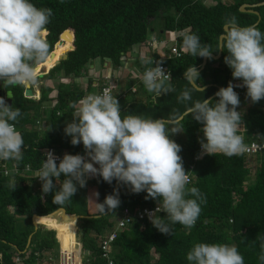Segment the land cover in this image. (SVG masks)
<instances>
[{
	"label": "trees",
	"instance_id": "obj_1",
	"mask_svg": "<svg viewBox=\"0 0 264 264\" xmlns=\"http://www.w3.org/2000/svg\"><path fill=\"white\" fill-rule=\"evenodd\" d=\"M262 1L212 0V4H205L202 0H32L37 7L52 9L45 33L48 55L54 45L60 51L56 59L62 50L68 52L66 59L47 71H40L43 83L39 98L25 97V88L10 87V104L21 113L15 126L24 145L23 159L15 168L12 161H0L7 169L18 171L8 175L0 172V264H13L16 256L24 259L23 264H33L35 260L36 264H45L48 256L57 257V236L62 248L81 254L87 252L80 257L79 264H102L99 243L114 229L118 209L126 207L134 213L156 205L152 198L145 199V192L131 193L127 187L118 185L119 206L113 212L100 214L92 193L98 192L95 201L102 202L115 189V180L108 184L99 176L88 178L85 187L78 188L70 201L55 204L53 193L43 194L41 181L33 178L48 148L62 155L64 152L82 155L83 146L71 145L70 138L60 133L62 124L71 121L75 107L92 86L94 79L88 77L87 69L93 60L107 58L112 67L120 65L126 52L146 42L151 22L155 23L153 19L160 17L159 30L176 33L173 45L180 56L162 60L169 67L171 84L176 91L156 98L139 81L133 94L126 93L117 100L122 115L176 119L185 110V106L176 101V96L186 87L183 71L191 64L198 70L202 62V57H192L186 52L183 35L196 33L202 43L214 50L224 21L231 17H235L240 26L254 25L264 32V4L254 8L259 19L253 13L239 11L241 4ZM65 30L68 32H63ZM61 33V42H58ZM217 53L218 50L212 54ZM224 55L221 52L218 59H207L199 71L201 84L206 86L204 99L213 95L218 87L227 86L229 81L239 83L231 77L230 69L223 62ZM83 77L87 79L84 88L76 81ZM48 81H53L52 85H48ZM132 84L134 81H128L127 86ZM29 88L34 91L33 85ZM234 91L241 101L238 110H243L239 134L245 144L264 141V137L257 136L264 135V99L249 106L245 88L235 87ZM200 95L193 93V99ZM183 124V133L172 134L171 138L181 146L179 155L184 169L189 172L190 186L197 187L203 194L199 218L190 229L179 224L172 226L171 235L160 233L150 221L133 220L117 232L111 244L114 263L188 264L186 253L192 245L205 242L235 244L244 257V264H259L256 235L264 233V153L231 157L200 155L201 125L190 117L181 118L176 126ZM10 176L17 179L14 189L8 184ZM88 199H92L91 207ZM58 208H63L67 215L84 217L77 220L78 224L73 221L70 232L65 230L72 217L60 211L55 216L36 218L37 227L33 226V215L45 216ZM18 216L24 217V225H18Z\"/></svg>",
	"mask_w": 264,
	"mask_h": 264
},
{
	"label": "clouds",
	"instance_id": "obj_2",
	"mask_svg": "<svg viewBox=\"0 0 264 264\" xmlns=\"http://www.w3.org/2000/svg\"><path fill=\"white\" fill-rule=\"evenodd\" d=\"M52 14V9L37 7L32 0H0V86L27 88L34 84L40 73L38 65L48 57L45 33ZM182 42L192 57L210 60L217 50L225 53L223 62L239 83L229 81L214 93L216 99H204L200 74L191 64L183 71L186 87L176 96L185 110L176 119L122 115L116 95L107 90L82 98L71 121L65 122L63 133L71 145L81 144L84 154L56 157L48 151L33 177L41 181L43 194L53 193V203L70 201L78 188L85 187L88 178L99 176L108 184L115 180L131 193L143 191L145 199L155 200L156 207L147 216L160 233L171 235L176 224L186 229L194 226L204 197L197 187L190 186L189 172L179 155L181 146L171 135L183 133L184 124L176 125L181 118L190 117L201 125L200 155L231 157L246 151L247 145L239 134L243 110H238L241 101L234 88L244 87L253 104L264 99V32L254 25L240 26L231 17L224 21L214 50L196 33L184 34ZM143 63L151 65L142 75L146 91L156 98L176 91L161 61L145 59ZM193 93H200V98L193 99ZM20 115L18 108L0 97V161H12L13 168L23 159L24 140L15 126ZM16 182L15 176H10L9 187L14 189ZM98 197V192L92 193L100 214L113 212L120 204L116 189L102 202L95 201ZM161 212L163 216L158 215ZM256 240L259 264H264V233H258ZM186 261L244 264V257L235 244L197 242L186 253Z\"/></svg>",
	"mask_w": 264,
	"mask_h": 264
},
{
	"label": "built area",
	"instance_id": "obj_3",
	"mask_svg": "<svg viewBox=\"0 0 264 264\" xmlns=\"http://www.w3.org/2000/svg\"><path fill=\"white\" fill-rule=\"evenodd\" d=\"M151 47H152V49L155 50V48L152 45H151ZM170 56H176V57L180 56V52L178 51V49L176 48L175 45H171L166 54H164L161 57H159L158 59L154 60V61H161V67H163L169 74H170L169 67L165 63H163L162 60L167 58V57H170ZM148 67H150V66H145L142 68L140 75L137 78L136 83H138L139 81H142L143 72ZM105 90H107L109 92L112 91V87H111V85H109V83L104 82L93 92H86L82 98H84L88 95H92V94H99ZM135 91H136V85H130L129 87L126 88V90L123 93H121V96L123 97L126 93H132L133 94ZM246 145H247V149L245 152H243L246 155H251V154H256V153H264V141H251ZM48 151H52L56 157H62V154L56 152L53 148L46 149L45 153ZM198 151L201 152L200 145H199ZM26 170H28V168H26ZM0 172L3 173L4 175H8L10 173H18V171L16 169H14V170L7 169L5 164L0 165ZM188 175H189V173H188ZM189 177H190V175H189ZM38 180H39V178H38ZM155 207H156V205H154L153 207L141 208V209L136 210L134 213H131L128 208H126V207L124 208L123 217L119 218L115 223L114 229L110 233L105 235L100 240L99 247H100V258L102 259V264H115L114 259L112 258L111 244L115 240V238L117 236V232L120 229L127 226L128 224H130L133 220H138V221L147 220V221H149L147 213L154 210ZM159 214L160 213H158V215ZM77 259H78V252L76 250H71V248H69V249L62 248L59 245L57 257H55V262H53L52 264H78ZM52 260H53L52 257L48 256L45 264H50V262H52ZM23 261H24V259L22 257L16 256L14 258L13 264H23ZM33 264H36V260L34 261Z\"/></svg>",
	"mask_w": 264,
	"mask_h": 264
},
{
	"label": "rangeland",
	"instance_id": "obj_4",
	"mask_svg": "<svg viewBox=\"0 0 264 264\" xmlns=\"http://www.w3.org/2000/svg\"><path fill=\"white\" fill-rule=\"evenodd\" d=\"M203 1V3H205V4H212L213 2H212V0H202ZM222 1H230V0H222ZM153 21H155V23H152L151 22V28H153L154 29V33H155V35H157V36H159L158 38L160 39V40H162V41H164L165 42V44H170L168 47H166V48H163L162 50H161V53H163V55L165 54V53H167V51H168V49H169V47L171 46V42H174V37H175V32H164V33H159V25H160V17H156V19H153ZM150 31V30H149ZM150 34V32L148 33V35ZM49 45V44H48ZM152 46L155 48V50H157L158 52H160L159 51V49H157V47H158V44L156 43V42H152ZM55 47H56V45H54V48H53V51L55 50ZM135 48V46L133 47V49ZM52 51V52H53ZM49 56V55H48ZM54 58H55V56H54ZM54 58H53V60H54ZM122 59H121V61H123V60H125L124 62H126L127 63V65H128V63H129V60L127 59V57H126V55H124V57H121ZM103 59V58H102ZM102 59H95V60H93V62H92V64L88 67V69H87V74H88V77L89 78H92V79H96L95 78V72L97 71H100V69H102L103 71H104V73L105 72H109V74H107V75H105L106 77H108V81H109V83L111 84V87H112V91H111V93L113 94V95H116V99H120V96H121V94H120V90H119V87H120V85H118L119 83H114V80L116 79V78H118L119 76H123L124 78L126 77H128V79H130V76H133L134 75V70H136V71H138V73L140 72L139 71V65H138V63L136 62L135 63V61L133 62V64L132 65H129L128 66V68H129V71H130V76H128V73H126V72H124V68H123V66L122 65H118V66H113L112 67V63L110 62V60L109 59H107V58H104V60H102ZM55 60H58V59H55ZM47 62L49 63L50 61H43V62H41V63H43L42 64V67H41V69L39 70V71H43L44 69L45 70H48L50 67H52L53 65V63H52V61H51V65L49 66V64H47ZM105 63H107V66H105ZM44 67V68H43ZM96 70V71H95ZM108 70V71H107ZM38 71V72H39ZM101 72V71H100ZM124 72V73H123ZM40 73H38V75H37V78L38 79H40V80H42V78H41V75H39ZM104 75V74H103ZM110 75H111V77H110ZM104 77V76H103ZM122 77V78H123ZM107 79V78H106ZM102 80V78H100V80H99V82H102L101 81ZM103 80H104V78H103ZM76 81H77V83H79L80 84V86L81 87H85L86 86V83H87V79L85 78V77H83V78H79V79H76ZM52 82L53 81H48L47 82V84L48 85H52ZM95 86V85H94ZM93 85L89 88V91L88 92H92L93 90H94V87ZM1 90H3V91H5L6 92V94H7V97H8V99L10 98V87H3V86H0V91ZM33 98H35L34 96H33ZM35 99H37V97L35 98ZM246 105H249V106H251L252 104H251V102L248 100V102H247V104ZM64 126H65V123H64V125L62 124V127H61V130H62V132L60 133V136H65L64 135V133H63V128H64ZM64 151V150H63ZM82 152V154H84V150L83 151H81ZM65 153V152H64ZM252 165H253V163H251ZM91 202H92V199H88V204H89V207H91ZM89 207H87L88 209H90ZM119 211L117 212V214H116V217H115V219L116 220H118L119 218H121V217H123V210H124V207H122V208H120V209H118ZM62 213V212H61ZM17 223H18V225L19 226H22V225H24V221H25V219H24V217H22V216H18V218H17ZM75 223L76 224H78V222L77 221H75ZM69 228V227H68ZM70 230H71V228L70 229H68V231H66V232H70ZM79 226H78V232H79ZM64 231V230H63ZM57 249H58V247H57ZM67 249H69V248H67ZM58 252V251H57ZM50 257H52L53 258V260H52V262H55V259H54V256L53 255H50ZM80 257H83V254H81V252L79 253V256H78V262L80 261Z\"/></svg>",
	"mask_w": 264,
	"mask_h": 264
},
{
	"label": "crops",
	"instance_id": "obj_5",
	"mask_svg": "<svg viewBox=\"0 0 264 264\" xmlns=\"http://www.w3.org/2000/svg\"><path fill=\"white\" fill-rule=\"evenodd\" d=\"M150 34L148 35V37H147V40H146V42L145 43H140V44H137V45H135V48L133 49V47L128 51V52H126L124 55H126V57H127V59L129 60V63H128V65H127V63L126 62H124L125 60H123V61H121L120 62V65H122L123 66V68H124V72H126V73H128V76H130L131 74H130V71H129V68H128V66L129 65H132L133 64V62L135 61V63L137 62L138 63V65L140 66L139 67V71L141 72V70H142V68L143 67H145V66H147V65H149V66H151L150 64H145V63H143V61L145 60V59H150V60H152V61H154V60H156V59H158L159 57H161L162 55H163V53H161V50L163 49V48H166V47H168L170 44H165V42L164 41H162V40H160L159 38H158V36L157 35H155V33H154V29L153 28H151V26H150ZM166 32H171V31H166ZM159 33H162L161 31L159 32ZM173 33V32H172ZM175 36H176V33H175ZM174 41H175V37H174ZM148 42V43H147ZM152 42H156L157 44H158V47H157V49H159V51L160 52H158L157 50H154V49H152V47H151V45H152ZM174 44V42H171V45H173ZM168 52V51H167ZM166 54V53H165ZM124 57V56H123ZM158 57V58H157ZM98 60V59H97ZM105 66H107V63H105ZM47 71V70H46ZM96 71V70H95ZM101 71V72H100ZM100 71H96L95 73V78L96 79H94V81H93V83H92V85L95 87L94 88V90H96L101 84H103L104 82L105 83H109V81H108V77H106L105 75H107V74H109V72H105L104 73V71L102 70V69H100ZM108 71V70H107ZM123 72V73H124ZM140 72L138 73V71H136V70H134V75L133 76H130V79H128V77L126 78H124L123 76H119L118 78H116L115 80H114V83H119L118 85H120V87H119V90H120V94L121 93H123L125 90H126V88L127 87H129V86H127L128 85V81H134V84H132V85H136V82H137V78L139 77V75H140ZM104 74V75H103ZM39 75H41V73L39 74ZM104 76V77H103ZM110 77H111V75H110ZM123 77V78H122ZM100 78H102V82H99V80H100ZM103 78H104V80H103ZM107 78V79H106ZM234 84V83H233ZM109 85H111L110 83H109ZM203 87H206V86H203ZM218 88H220V87H218ZM93 90V91H94ZM92 91V92H93ZM35 93H37V91H35ZM214 95V94H213ZM212 96V95H211ZM210 97V96H209ZM208 97V98H209ZM207 99V98H206ZM245 99V98H244ZM246 100V99H245ZM247 102H248V98H247V100H246ZM181 117V116H180ZM61 212V211H60ZM60 220V225L62 226V219H61V217L59 218ZM73 219V218H72ZM70 220V223H69V228L68 229H70L71 227H72V224H73V220ZM68 229H67V231H68ZM57 240H58V248H59V245L61 246V243H60V241H59V238H58V236H57ZM69 247V246H68ZM78 252V256H79V251H77ZM84 255L85 254H87V252H84L83 253ZM78 260V259H77ZM78 264H79V262H78Z\"/></svg>",
	"mask_w": 264,
	"mask_h": 264
},
{
	"label": "water",
	"instance_id": "obj_6",
	"mask_svg": "<svg viewBox=\"0 0 264 264\" xmlns=\"http://www.w3.org/2000/svg\"><path fill=\"white\" fill-rule=\"evenodd\" d=\"M263 4H264V1H262V2H258V3H255V4H246V3H244V4H241V5L239 6V11H241V12L253 13V14L257 15V16H258V19H259V18H260V17H259V13H258L257 11H255L254 8L257 7V6L263 5ZM63 32H68V30H65V31H63ZM63 32H62V33H63ZM62 33H61L60 36H59V41H58V42H61V35H62ZM67 52H68V51H67ZM67 52H65L64 54H62V55L59 57V59H58L53 65L58 64L61 60L66 59V57H67ZM51 53H52V52H51ZM51 53H49V54H51ZM220 55H221V52L218 50V53H217L216 55L212 54V58H213V59H218V58L220 57ZM206 60H207L206 58H203V57H202L201 66H200V68L198 69V72H199L201 69H203V67H204V65H205V63H206ZM43 71H46V70L44 69ZM42 83H43V81L37 78L36 81H35L34 84H33V86H34V88H35V91L38 92V96H37V98H39V94H40V90H41V85H42ZM204 88H205V87H204ZM218 89H219V88H218ZM34 93H35V92H34ZM34 93L32 92V90H31L29 87L25 88V90H24V96L27 97V98H32V97L34 96ZM2 95L5 96V97H4L5 100H7V102L10 104V98L8 99L6 92L3 91V90L0 91V97H1ZM214 97H215V95H212V96H210L209 98H214ZM207 99H208V98H207ZM114 188L117 190L118 195H119V189H118V184H117V182L114 183ZM59 211H62V215L64 214V215H66V216L72 217V218H73V219H72L73 221H74V220L77 221L79 218L84 217V216H76V215H67V214L65 213V210H64L63 208H58V209H56L55 211H53V212H51L50 214L45 215V216H37V215H33V216H32V224H33V226H34L35 228L37 227V223H35V221H34V218H35V217H50V216L54 215L56 212H59ZM54 216H55V215H54ZM87 217H88V216H87ZM89 217H90V216H89Z\"/></svg>",
	"mask_w": 264,
	"mask_h": 264
},
{
	"label": "bare ground",
	"instance_id": "obj_7",
	"mask_svg": "<svg viewBox=\"0 0 264 264\" xmlns=\"http://www.w3.org/2000/svg\"><path fill=\"white\" fill-rule=\"evenodd\" d=\"M59 50L56 48L51 54H49V56L47 57V59L45 60V61H50L49 63L47 62V64H49V66L53 63H55L57 60H55L56 58H57V56L59 55ZM65 53V50H62V54H64ZM61 54V55H62ZM60 55V56H61ZM54 56H55V58H54ZM53 58H54V60H53ZM59 59V58H58ZM51 61H52V63H51ZM42 64L43 63H40L39 65H38V71L41 69V67H42ZM52 64V65H53ZM44 68V67H43ZM38 96V92L37 93H34V97L36 98ZM62 212V211H61ZM57 213V212H56ZM55 213V214H56ZM36 218H38V217H35L34 218V221H35V219ZM60 220V219H59ZM67 231V230H66Z\"/></svg>",
	"mask_w": 264,
	"mask_h": 264
},
{
	"label": "flooded vegetation",
	"instance_id": "obj_8",
	"mask_svg": "<svg viewBox=\"0 0 264 264\" xmlns=\"http://www.w3.org/2000/svg\"><path fill=\"white\" fill-rule=\"evenodd\" d=\"M2 91V90H1ZM1 97H5L4 95H2ZM6 102H7V100H6Z\"/></svg>",
	"mask_w": 264,
	"mask_h": 264
}]
</instances>
